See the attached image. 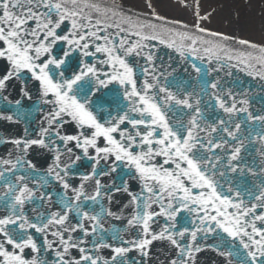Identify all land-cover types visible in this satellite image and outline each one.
<instances>
[{
  "label": "snow or ice",
  "instance_id": "snow-or-ice-1",
  "mask_svg": "<svg viewBox=\"0 0 264 264\" xmlns=\"http://www.w3.org/2000/svg\"><path fill=\"white\" fill-rule=\"evenodd\" d=\"M191 7L0 0V264H264V43Z\"/></svg>",
  "mask_w": 264,
  "mask_h": 264
},
{
  "label": "rangeland",
  "instance_id": "rangeland-1",
  "mask_svg": "<svg viewBox=\"0 0 264 264\" xmlns=\"http://www.w3.org/2000/svg\"><path fill=\"white\" fill-rule=\"evenodd\" d=\"M127 5L144 10V0H124ZM157 12L171 19L193 25L196 18L192 11L195 0H152ZM201 15L211 12L202 26L240 39L264 43V0H199Z\"/></svg>",
  "mask_w": 264,
  "mask_h": 264
},
{
  "label": "water",
  "instance_id": "water-1",
  "mask_svg": "<svg viewBox=\"0 0 264 264\" xmlns=\"http://www.w3.org/2000/svg\"><path fill=\"white\" fill-rule=\"evenodd\" d=\"M6 127H7L8 132L11 133L12 135L14 132H17L18 130H23V128H22L23 126L9 127V126L0 124V131H3ZM0 149H2L1 146H0ZM44 159H45V157L42 159V162ZM211 255L214 256V254H211ZM203 261H206V257H201V262H203Z\"/></svg>",
  "mask_w": 264,
  "mask_h": 264
}]
</instances>
